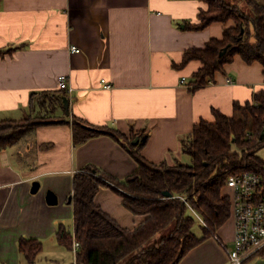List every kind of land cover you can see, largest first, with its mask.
I'll list each match as a JSON object with an SVG mask.
<instances>
[{"label":"crops","instance_id":"1","mask_svg":"<svg viewBox=\"0 0 264 264\" xmlns=\"http://www.w3.org/2000/svg\"><path fill=\"white\" fill-rule=\"evenodd\" d=\"M208 8L203 0L1 1L0 48L15 50L0 56V120L29 114L47 118L0 152V264L26 262L19 249L22 238L42 243L33 264H77L73 248L58 239L62 227L75 239V173L91 164L120 180L138 168L130 151L108 135L76 144L74 117L127 136L145 130L149 137L144 157L175 165L189 161L180 137L189 135L196 123L214 121L213 110L231 116L235 102L246 104L264 90L262 64H249L239 55L205 87L189 90L202 63L180 66L184 53L203 49L212 38L223 39L224 29L235 26L231 20L202 31L186 29L188 23L198 24V14ZM73 46L81 51H73ZM63 74L70 93L59 89ZM104 81L113 88L106 89ZM43 91L65 94L64 104L55 110L49 106L42 114L31 108L32 94L37 97ZM35 182L40 183L36 192ZM49 191L57 197L56 204L49 203ZM222 192L228 193L225 187ZM96 196L97 205L127 230L146 219L127 210L122 195L111 188H102ZM234 228L230 216L215 236L179 264H227ZM199 233L202 236V230ZM245 264H264V255Z\"/></svg>","mask_w":264,"mask_h":264},{"label":"trees","instance_id":"2","mask_svg":"<svg viewBox=\"0 0 264 264\" xmlns=\"http://www.w3.org/2000/svg\"><path fill=\"white\" fill-rule=\"evenodd\" d=\"M203 1L209 8L198 14V24L188 23L186 29L202 31L217 21L231 20L235 26L224 29L223 39L212 38L203 49L189 48L184 53L180 66L193 60L202 63L188 85L192 91L212 82L215 73L233 63L236 55L264 67V0H242L243 6L226 0ZM13 50L0 48V56ZM65 98L63 93L43 91L37 97L33 93L30 106L42 114L49 106L54 109L64 104ZM213 113L214 121H200L189 135L180 137L189 161L178 160L175 165L165 160L156 164L144 157L142 149L149 137L145 130L127 136L110 126L89 128L74 117L76 144L108 135L121 142L138 165L133 174L120 180L91 164L75 173L72 203L75 240L80 242L77 264H179L192 249L216 235L231 216L230 198L222 192L229 176L247 170L264 174V158L259 155L264 148V90L246 104L235 102L231 116L218 110ZM46 118L29 114L24 119L0 120V152L29 136ZM137 136L146 140L132 143ZM105 187L122 195L123 206L131 213L146 216L135 230L125 229L97 205L96 195ZM195 217L200 219L202 236L194 233ZM58 239L73 248V234L66 227L60 229ZM19 243L23 264H33L42 243L27 238ZM256 255H264V250Z\"/></svg>","mask_w":264,"mask_h":264},{"label":"built area","instance_id":"3","mask_svg":"<svg viewBox=\"0 0 264 264\" xmlns=\"http://www.w3.org/2000/svg\"><path fill=\"white\" fill-rule=\"evenodd\" d=\"M71 49L75 52L81 51L75 46ZM58 79L59 89L70 93L72 89L67 75H60ZM182 82H186V78ZM103 83L106 89L113 88L111 83ZM263 139L261 136V140ZM225 188L228 192L226 195L230 198L231 217L235 221L234 246L228 250L227 264H245L264 250V174L247 170L230 175ZM73 241V250L76 253L80 242L75 239Z\"/></svg>","mask_w":264,"mask_h":264},{"label":"water","instance_id":"4","mask_svg":"<svg viewBox=\"0 0 264 264\" xmlns=\"http://www.w3.org/2000/svg\"><path fill=\"white\" fill-rule=\"evenodd\" d=\"M244 32H245V30H243V33ZM226 50H227V48L223 52H221V55L223 53H225ZM67 104L68 103L66 101V103H65V106L66 107L68 106ZM88 127L89 128H92L91 126H88ZM263 137H264V131H263V134H262V138ZM145 140H146V137L141 138V137L137 136L136 138L133 139V142L132 143L137 144L140 141H145ZM39 188H40V183L35 182L34 183V186H33V191L36 192V191L39 190ZM164 194L167 195V196H172V194L170 192H168V191H165ZM47 197H48V201H49L50 204H56L57 203V197L51 191L48 192Z\"/></svg>","mask_w":264,"mask_h":264},{"label":"rangeland","instance_id":"5","mask_svg":"<svg viewBox=\"0 0 264 264\" xmlns=\"http://www.w3.org/2000/svg\"><path fill=\"white\" fill-rule=\"evenodd\" d=\"M226 1H228L229 3H237V4L239 3V4H241V6H243L242 0H226ZM259 155L264 158V148L261 149V151L259 152ZM194 220L196 222L195 226H194V229H193L194 233L200 234L199 231L202 230V226H201V224L199 222V219L197 217H195ZM159 239H160V235L154 237V239L151 240L149 245H151V243H153V242H155V241H157Z\"/></svg>","mask_w":264,"mask_h":264}]
</instances>
